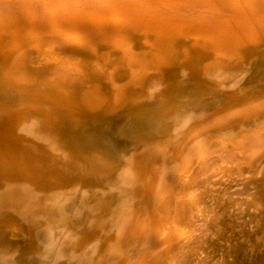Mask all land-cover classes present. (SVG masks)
Returning <instances> with one entry per match:
<instances>
[{
	"label": "rangeland",
	"instance_id": "rangeland-1",
	"mask_svg": "<svg viewBox=\"0 0 264 264\" xmlns=\"http://www.w3.org/2000/svg\"><path fill=\"white\" fill-rule=\"evenodd\" d=\"M219 12L222 13L211 9L213 15ZM248 32L250 36L242 35L241 46L228 56V61L222 63L215 82L193 79L191 75L197 70L195 64L178 54L168 58L162 66L146 70L144 76L147 78L143 76L145 80L134 87L129 84L124 86L119 91L125 94L119 93L118 99L114 100V89L109 85L106 72L121 64L108 62L109 65L106 63L103 66L104 72L100 78L87 75L86 79L93 87L95 85L101 98L93 106L80 102V90L84 86L80 70L68 69L74 76H78V84L70 90L60 87L56 89L54 86V90L52 87L46 89L36 83L37 80L21 85L18 81H5L0 77V85L4 90V94L0 93V168H4L0 170V181L3 183L0 185V230L4 233L0 232V264H119L121 258L116 260L121 257L118 255L119 246L129 240V231L126 230L129 229L128 222L133 218L132 206L143 200L136 194L137 188L145 180L142 171L155 174L162 168V163H172L163 152L175 144L171 137L174 131L185 126L191 119L198 120L203 115L212 117L223 111H228L226 114L230 115L227 118L231 124L241 125L244 122L241 112L234 108L225 109L226 98L232 96L237 103H243L248 97L258 96L260 99L264 96V35L259 30ZM196 36V40L205 39L202 35ZM143 47L133 46V49L143 51L146 49ZM180 59L189 62L185 64ZM40 60L51 62L48 57L38 61L33 59L29 67L36 68ZM124 60L129 62L128 58ZM223 69L226 74L221 72ZM220 73H224L221 76L225 80L220 75L218 77ZM121 74L118 78L120 83L125 82L126 78L123 72ZM186 80L192 81L191 84ZM23 85H26L25 89ZM9 88H16L19 94ZM20 90H23L24 96ZM171 94L174 96L171 97ZM159 125H163V128ZM225 129H218V132L227 133ZM248 135L245 137L254 138ZM227 142L224 139L223 144L228 145ZM213 154L211 156L217 155ZM3 155L7 156L5 161ZM235 155L237 158L234 160L238 164L247 160L238 149ZM170 169L161 170L162 173L166 172L167 177H174V171ZM213 174V179L219 177L218 173ZM248 175L264 177V172L234 170V180L223 183L217 180L213 183V189L203 190V205L209 206L213 197L217 204L216 210L200 215L201 221L198 219V222L210 219L218 222L213 223V226L211 224L213 228L201 225V231H194L198 235L193 233L189 243L197 246L190 249L183 241L179 244L178 250L187 248L189 256H172L164 260L163 264H200L198 258L205 253L209 254L206 264H264V209L259 213L251 209L244 212L243 205L237 201L248 197L240 191L241 182L247 180L245 178ZM208 186H211L210 183ZM182 199L180 202H183ZM138 247L141 251L146 249L144 246ZM228 247H235V261Z\"/></svg>",
	"mask_w": 264,
	"mask_h": 264
},
{
	"label": "bare ground",
	"instance_id": "bare-ground-1",
	"mask_svg": "<svg viewBox=\"0 0 264 264\" xmlns=\"http://www.w3.org/2000/svg\"><path fill=\"white\" fill-rule=\"evenodd\" d=\"M211 9L217 12L220 10L222 13L213 15ZM250 30H259L264 35V0H0V77L5 81H18L21 85L30 80H37L36 83L38 82L46 89L49 87L53 89L54 86L56 89L60 87L70 90L75 89V84H78V76H74V73H70L68 69L80 70V77L83 76L84 79V86L80 90V102L83 105L93 106L98 104L100 97L96 92L95 85L93 87V84L91 85L86 79L87 75H92L96 79L100 78L104 72L103 66L108 62L121 64L114 67V70L105 71L106 77L110 80L109 85L111 84L110 87L113 86L114 89L112 91L114 100L119 96V93L124 92L119 91L124 86L129 84L134 87L135 84L145 80L143 76L146 70L158 68L166 63L168 58L178 54L195 64L194 68L197 70H192L194 72L191 75L193 79L197 78V80L201 79L206 82L214 80L215 82L217 73L223 66L222 63L241 46L242 35L250 36V32H248ZM186 34L189 35L185 38ZM196 35H202L205 39L196 40ZM133 46H144L146 49L137 51L133 49ZM42 57L50 58L51 62L40 60L37 67L34 65L36 68L29 67V63L33 62V59L38 61ZM127 58L129 62L124 60ZM187 61V59L186 61L182 60L185 64ZM190 67L192 68L191 65ZM223 71L224 69L221 72ZM120 72L126 75L125 82L118 81L122 75ZM224 73L226 74L225 71ZM223 74H218V77ZM147 80L149 83V79ZM189 82L191 84L192 81ZM16 84L15 82V86ZM192 84L194 85V83ZM197 84L200 85L199 82ZM24 86L26 85H23V88ZM1 87L0 85V93L4 94ZM37 89L36 91H38ZM135 89L137 90V87ZM184 89H182L183 92ZM14 90V93H18L16 88ZM23 90L22 92L20 90L21 94L23 93L22 96L25 95ZM9 91L7 90V92ZM47 91L46 93L50 92V90ZM7 92H5L6 95ZM56 92L58 95L57 90ZM59 92L62 93L61 90ZM46 93H44L45 96L49 95ZM127 94L128 92L126 96ZM172 95L171 97L174 96ZM171 97L169 96V98ZM226 99L225 109L234 108L241 112L243 124H231L227 118L230 115L226 114L228 111L219 112L212 117L203 115L198 120L189 119L190 121L185 126L181 125L182 127L178 128L179 130L176 129L171 135L175 144L164 149L163 154H166L172 163L168 164L167 162L166 165L157 159L159 163H162L163 169L171 168L170 170L174 171V177H167L166 172L162 173V168L155 174L142 171L145 180L141 184L139 182L136 194L143 200L142 202L137 201L135 206H132L133 218L128 216L131 220L126 219L127 222L129 221V227L126 224L129 228L126 230V232L129 231V240L125 243L122 242L119 250L117 248L118 255L121 256L116 259L121 258L119 264H163L164 260L172 256L178 258L182 255L189 256L187 248L178 250L179 244L183 241L189 245L190 249L197 246V244L189 243V238L193 237L191 235L197 231L196 229L201 231V225L209 228L211 224L213 226V223L218 222L211 219L207 222L203 220L204 223L198 222V219L201 221L200 215L216 210L217 204V200L213 197L209 206L203 205L205 202L203 190L205 188L213 189V183L217 180L222 183L234 180L232 177L234 170L235 172L237 170L264 172L262 164L264 160V96H261L260 99L258 96L248 97L243 103H237L232 96ZM45 100L47 99L45 98ZM54 100H56V96ZM70 100L72 101V99ZM114 104L116 105V103ZM85 107L83 106V108ZM79 112L82 115V111L79 110ZM158 113L160 114V112ZM161 118H163L162 115ZM160 126L163 128V125ZM223 128L227 129V133L218 132V129L223 130ZM211 130L217 131V133L213 134ZM248 134L253 135L254 138H247L250 137ZM224 139L228 140V145L223 144ZM233 149L235 152L238 149L243 153L244 158H247L246 161L244 160L245 163L238 164L234 160L237 156H234ZM211 154L215 156H211ZM6 157L3 155L4 161ZM2 169L4 168H0V170ZM214 172L219 176L216 179H213ZM252 175L244 177L247 180H243V178L241 182L240 191L247 194L248 197L245 200L237 201L243 205L244 212L251 209L259 213L264 209V181L263 176ZM136 177L139 178V176ZM1 183L2 181H0V185ZM180 199L183 202H180ZM0 232L2 233L1 230ZM200 237L202 236L200 235ZM138 245L146 247L145 251L139 250ZM228 248L233 258H236V254H233L235 247ZM154 249L157 251H153ZM117 250H115L116 253ZM208 255L205 253L204 256L198 258L200 264H206Z\"/></svg>",
	"mask_w": 264,
	"mask_h": 264
},
{
	"label": "water",
	"instance_id": "water-1",
	"mask_svg": "<svg viewBox=\"0 0 264 264\" xmlns=\"http://www.w3.org/2000/svg\"><path fill=\"white\" fill-rule=\"evenodd\" d=\"M119 2V1H118Z\"/></svg>",
	"mask_w": 264,
	"mask_h": 264
}]
</instances>
